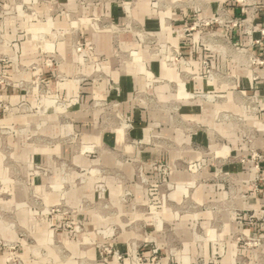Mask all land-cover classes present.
<instances>
[{
    "label": "rangeland",
    "instance_id": "rangeland-1",
    "mask_svg": "<svg viewBox=\"0 0 264 264\" xmlns=\"http://www.w3.org/2000/svg\"><path fill=\"white\" fill-rule=\"evenodd\" d=\"M46 1L51 22L67 17L66 33L51 37L48 20L19 29V44L5 42L0 26V47L12 52H0V264H225L227 243H264L226 239L224 212L255 220L234 206L229 177L207 169L215 154L181 136L193 123L179 119L175 101L159 100L162 82L148 60L167 56L174 68L176 49L163 51L137 21L116 26L93 11L126 0H72L70 11ZM79 7L87 8L86 25ZM83 26L109 34L110 57L82 37ZM65 34L67 57L58 51ZM131 70L141 75L120 99L118 79ZM219 119L241 125L227 112ZM211 184L231 209L214 201ZM231 255L238 264L239 251Z\"/></svg>",
    "mask_w": 264,
    "mask_h": 264
},
{
    "label": "crops",
    "instance_id": "crops-1",
    "mask_svg": "<svg viewBox=\"0 0 264 264\" xmlns=\"http://www.w3.org/2000/svg\"><path fill=\"white\" fill-rule=\"evenodd\" d=\"M250 2L254 4V14L247 20L249 33L225 24L227 19L246 18L242 4L227 0H126L122 4H97L93 9L94 13L105 16L116 26H128L137 21L163 51L169 47L176 49L180 61L174 68L166 65L167 56L158 57L157 65L147 54L150 57L148 67L162 82L156 90L159 100L175 101L179 119L193 123L188 128L191 134L182 131L181 136L192 138L196 144L215 154L208 160L207 169L213 171L214 176L224 173L229 177V184L235 191L232 198L234 206L249 212L255 220L251 224L245 221V217L232 221L230 214L224 212L220 220L223 234L229 242L236 234L247 240L264 238V35L261 34L264 29V0ZM57 4L64 10L77 9L72 0H57ZM49 7L46 0H0V10L3 11L0 26L5 32V42L15 38L21 44L23 39L17 34L19 29L25 26L46 27L48 22L53 28L51 37L56 32L66 33L67 17L59 14L51 22ZM25 9H30L32 14H24ZM86 9L78 8L84 24ZM214 18L216 23L206 24ZM189 26L193 29L187 32L186 27ZM65 36L58 38L63 43L60 45L63 48L59 47L58 51L67 57L70 52L64 47L67 46ZM88 36L97 52L110 57L111 38L108 33L83 26L82 37L88 39ZM22 51L24 53L20 46L16 56L24 58ZM0 52L12 55L7 46L0 47ZM4 73L7 74L8 70ZM11 74H15L14 79L18 81L22 72L14 69ZM140 75L131 70L117 78L120 99L131 92L133 80ZM166 83L173 84L172 88ZM174 88L175 94L170 92ZM221 111L230 113L241 125L220 120ZM159 118L167 121L163 116ZM246 136L252 139L251 144L244 140ZM103 138L111 139L113 136L105 135ZM216 140H221L222 145ZM252 150L261 156L257 162L250 159ZM252 184L255 190L248 196ZM209 187L213 189L211 196L214 201L222 198L224 205L232 208L228 194L214 193L220 185L211 184ZM226 246L230 253L225 264H237L232 258V250L239 251L238 264H264V243L251 248L237 242Z\"/></svg>",
    "mask_w": 264,
    "mask_h": 264
},
{
    "label": "built area",
    "instance_id": "built-area-1",
    "mask_svg": "<svg viewBox=\"0 0 264 264\" xmlns=\"http://www.w3.org/2000/svg\"><path fill=\"white\" fill-rule=\"evenodd\" d=\"M227 1H231L237 4H242L244 6V13L246 15V18L242 19V20H232V19H227V22L225 24H229L230 26L236 27V28H241L243 30L244 33H249L247 30V24H248V18H252L253 14H254V4L250 2V0H227ZM216 23L217 19H215L214 21L210 20L206 22L207 25L211 24V23ZM221 22V21H220ZM193 28H186V31H191ZM261 34L264 35V29L261 31ZM205 65L208 67L207 62H204ZM261 156L252 150L251 152V160L253 162H257L258 160H260ZM257 167V166H256Z\"/></svg>",
    "mask_w": 264,
    "mask_h": 264
}]
</instances>
